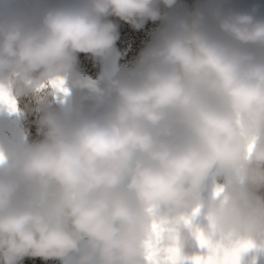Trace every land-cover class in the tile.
<instances>
[{"label": "clouds", "instance_id": "1", "mask_svg": "<svg viewBox=\"0 0 264 264\" xmlns=\"http://www.w3.org/2000/svg\"><path fill=\"white\" fill-rule=\"evenodd\" d=\"M176 4L58 0L0 15V109L19 112L31 93L72 99L44 110L42 139L0 148V264H149L150 244L186 259L197 230L212 255L264 236V16L223 3L161 11ZM113 16L164 24L132 68L85 81L79 54L109 61ZM210 180L223 183L205 233L185 219Z\"/></svg>", "mask_w": 264, "mask_h": 264}, {"label": "trees", "instance_id": "2", "mask_svg": "<svg viewBox=\"0 0 264 264\" xmlns=\"http://www.w3.org/2000/svg\"><path fill=\"white\" fill-rule=\"evenodd\" d=\"M210 0H177V4L169 9L161 5V11L168 15H191L197 10L210 8ZM118 25L119 39L115 49L122 56L124 69L132 68L141 52L153 41L157 32L161 29L164 22L147 21L139 30L124 22L118 17H109ZM105 70V62L93 59L90 55L79 54L77 71L84 76L97 78ZM115 72H112L113 74ZM110 74V75H111ZM48 107L60 109L56 96L47 92L31 93L18 98L19 117L21 121V131L9 120L5 131L10 134L17 144L32 142L42 139L38 131V121ZM22 264H64L60 260H43L41 258H25Z\"/></svg>", "mask_w": 264, "mask_h": 264}, {"label": "water", "instance_id": "3", "mask_svg": "<svg viewBox=\"0 0 264 264\" xmlns=\"http://www.w3.org/2000/svg\"><path fill=\"white\" fill-rule=\"evenodd\" d=\"M8 124V114L3 109H0V148L11 150L17 143L12 140V137L6 133L5 128ZM217 184H220L218 180L209 181V186L204 193L205 201L203 207L200 209L198 215L193 218V225L205 233H209V222L207 218V202L212 198L213 191ZM160 214L170 216L167 209H160ZM192 213H189L191 215ZM183 255L186 257V264H192L190 259L196 254L205 255L207 253L206 248H201L195 239L189 240L183 247ZM239 264H264V236L258 238L253 247L245 250L241 253Z\"/></svg>", "mask_w": 264, "mask_h": 264}, {"label": "snow or ice", "instance_id": "4", "mask_svg": "<svg viewBox=\"0 0 264 264\" xmlns=\"http://www.w3.org/2000/svg\"><path fill=\"white\" fill-rule=\"evenodd\" d=\"M222 189H217V194H219ZM200 209H195L191 216L185 219V222L189 225H193V218L198 215ZM194 226V225H193ZM160 229L156 228L157 235L159 234ZM197 239L200 243L201 248H206L209 250L210 255L205 258L197 257L192 260V264H239L241 253L245 250L253 247L252 244H242L237 246L234 249L223 251L217 248L214 255L211 254V250L216 246L208 240L203 233H200L197 230ZM166 259L161 260L160 250L153 246L148 245V262L149 264H186L185 259L181 257L180 250L177 248H169L166 250Z\"/></svg>", "mask_w": 264, "mask_h": 264}, {"label": "rangeland", "instance_id": "5", "mask_svg": "<svg viewBox=\"0 0 264 264\" xmlns=\"http://www.w3.org/2000/svg\"><path fill=\"white\" fill-rule=\"evenodd\" d=\"M232 0H211L212 6H215L217 4L223 3V4H228L227 6H229L230 4H232L233 2H231ZM124 66H122V56L119 52H117V50L115 49V52L113 53L112 57L109 59V61L105 62V70L104 73L97 78H92V77H87L82 75L81 73L78 74L80 76L81 79L85 80V81H96V82H101L102 80L106 79L108 76H110V74L112 72H118V71H123ZM56 96L57 102L60 106V109H65L68 106L71 105L72 103V99L69 97L67 99L64 98L62 93H58ZM8 119L11 120V122L13 124H15V127L18 128V131H21V121H20V117L18 112L17 113H9L8 112ZM221 182L223 183V181L221 180ZM64 264H73L72 261L70 260H66L64 261Z\"/></svg>", "mask_w": 264, "mask_h": 264}, {"label": "flooded vegetation", "instance_id": "6", "mask_svg": "<svg viewBox=\"0 0 264 264\" xmlns=\"http://www.w3.org/2000/svg\"><path fill=\"white\" fill-rule=\"evenodd\" d=\"M58 0H0V15L6 14L12 9L22 8L26 4H31L38 9L43 8L48 4H53ZM233 4H223L225 8H234L241 11H252L256 9L258 16H264V0H232ZM220 183L221 180H218Z\"/></svg>", "mask_w": 264, "mask_h": 264}, {"label": "bare ground", "instance_id": "7", "mask_svg": "<svg viewBox=\"0 0 264 264\" xmlns=\"http://www.w3.org/2000/svg\"><path fill=\"white\" fill-rule=\"evenodd\" d=\"M211 1V0H210ZM233 4V3H232ZM211 5H212V3H211ZM212 7V6H211Z\"/></svg>", "mask_w": 264, "mask_h": 264}]
</instances>
